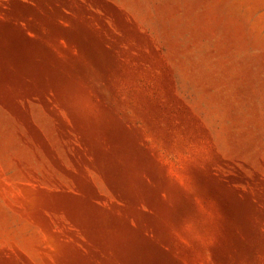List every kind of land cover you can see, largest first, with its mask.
Wrapping results in <instances>:
<instances>
[{"label":"rangeland","instance_id":"obj_1","mask_svg":"<svg viewBox=\"0 0 264 264\" xmlns=\"http://www.w3.org/2000/svg\"><path fill=\"white\" fill-rule=\"evenodd\" d=\"M0 264H264V0H0Z\"/></svg>","mask_w":264,"mask_h":264}]
</instances>
